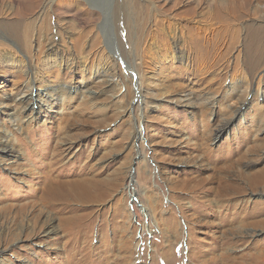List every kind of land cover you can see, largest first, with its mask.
Segmentation results:
<instances>
[{
	"label": "rangeland",
	"instance_id": "rangeland-1",
	"mask_svg": "<svg viewBox=\"0 0 264 264\" xmlns=\"http://www.w3.org/2000/svg\"><path fill=\"white\" fill-rule=\"evenodd\" d=\"M85 1L0 0V264H264V0Z\"/></svg>",
	"mask_w": 264,
	"mask_h": 264
},
{
	"label": "bare ground",
	"instance_id": "bare-ground-1",
	"mask_svg": "<svg viewBox=\"0 0 264 264\" xmlns=\"http://www.w3.org/2000/svg\"><path fill=\"white\" fill-rule=\"evenodd\" d=\"M69 1H71V2H74V0H59V2H58V7L60 6V4L61 3H63V2H69ZM83 3L85 2L86 3V1L85 0H81ZM118 1V0H117ZM181 1V0H180ZM55 3H57V2H55ZM119 3H120V1H118V3H116L115 2V4H114V7H115V9H114V7H113V9H112V12H113V18H114V20L115 19H117V18H119V10H118V6H119ZM229 4V3H228ZM228 4H225L224 5V11H226L229 15H231L234 19H236L237 18V15L234 13V11L232 10V9H230L231 7L228 5ZM221 6H223V5H221ZM220 6V7H221ZM55 9H57V8H55ZM93 9H95V12L97 13V11H96V9L97 10H99L96 6H95V8H93ZM221 9V8H220ZM58 10V9H57ZM60 10V9H59ZM100 11V10H99ZM127 11V10H126ZM129 12H127V13H125V21L127 22L128 21V17H131L130 15L131 14H128ZM220 14H221V12H220ZM215 15V14H214ZM16 16L17 17H19L20 16V11H17V14H16ZM133 18V16L131 17V19ZM213 21V20H212ZM229 23V22H228ZM171 26V25H170ZM235 29H236V27H235ZM16 30V29H15ZM15 30H12V31H10L11 33H12V35L13 34H15L16 36L17 35H19L18 34V31H15ZM170 30V29H169ZM231 34V33H230ZM235 36V35H234ZM233 36V37H234ZM162 38V37H161ZM168 40V39H167ZM167 40H164V41H166L167 42ZM159 41V40H158ZM195 44V43H194ZM200 45V44H199ZM195 46V45H194ZM168 48V47H167ZM196 48V47H195ZM196 50V49H195ZM199 58V57H198ZM147 61H146V58H145V61H144V63L145 64H147L146 63ZM203 64V63H202ZM129 111V110H128ZM135 138V137H134ZM133 142H134V140H133ZM40 218V217H39ZM40 225V226H44V233H45V235H47V236H49V235H51V233H53V231H54V223L52 224V221H50L49 219H43V220H38V219H36V225ZM34 227H35V225H34ZM43 229V228H42ZM33 232H34V229L32 230Z\"/></svg>",
	"mask_w": 264,
	"mask_h": 264
}]
</instances>
